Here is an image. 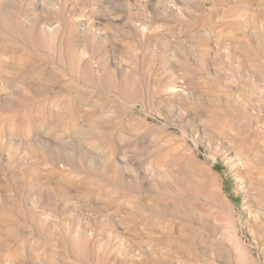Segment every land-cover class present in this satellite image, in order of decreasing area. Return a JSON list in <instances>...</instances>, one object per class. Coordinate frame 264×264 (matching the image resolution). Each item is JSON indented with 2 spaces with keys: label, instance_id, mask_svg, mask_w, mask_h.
I'll return each instance as SVG.
<instances>
[{
  "label": "rangeland",
  "instance_id": "rangeland-1",
  "mask_svg": "<svg viewBox=\"0 0 264 264\" xmlns=\"http://www.w3.org/2000/svg\"><path fill=\"white\" fill-rule=\"evenodd\" d=\"M31 13L136 85L88 86L58 48L0 52V264L24 243L39 264H264V0H34ZM30 54L52 59L56 88L28 86ZM2 144L29 188L4 176Z\"/></svg>",
  "mask_w": 264,
  "mask_h": 264
},
{
  "label": "bare ground",
  "instance_id": "bare-ground-1",
  "mask_svg": "<svg viewBox=\"0 0 264 264\" xmlns=\"http://www.w3.org/2000/svg\"><path fill=\"white\" fill-rule=\"evenodd\" d=\"M7 1L0 0V52L18 53L22 50L26 51V48L33 52H37L42 48H47L50 50L58 48L61 55L60 58L68 62L69 72L73 75H76L77 78H79L88 86H94L99 90H123L126 87H132L136 85V80L133 75L126 76L122 79V81L118 82L114 76V73L102 61H95L97 63L96 65L94 60H97L98 52L96 51L95 47L92 46V49L89 51V55L83 57L77 53V49H75L77 46H74L75 44L71 42V38H69L68 41L64 43V46L57 45L55 35L42 32L39 28L40 18L34 13H31L34 0H22L19 4H10ZM1 65L3 68L6 67V64L1 63L0 61V66ZM19 71L22 75L25 74L26 76L32 77L33 81L31 80V83L28 84L30 88L32 86L37 87V83L39 81H43L44 84L50 85V87H42L41 90H51V88H56L58 85V83L53 85V83L49 81L54 77H57V79L59 78V75L56 73L54 63L49 57L43 58L30 54V57L24 61ZM36 76L43 77L37 78ZM78 91L79 90L76 89V86L71 83V93H78ZM76 99L77 98H75V95L71 94V101L73 100V105H75L72 109L73 111L71 120H73V122H75L77 125L83 115H81L82 110L79 106L81 100L77 99L76 101ZM86 116L88 119L92 118L91 113L87 114ZM102 137L104 138L102 140V150L104 149L107 152H114L117 150V146L115 145L117 141L113 138L111 133L103 134ZM4 148H10L8 149L10 150L8 159L9 166L8 169L3 171L4 176L13 177V180L10 183L12 184V187L18 192H20V190H24L25 186L26 188H29V185L27 184L28 181L26 182V167L23 165V160H21V158L19 159V157L16 155V153L19 152L16 149H13V147L10 145L2 144L1 149ZM30 172H32L33 179L36 181V184H38V180H36L34 177L36 174L33 171ZM35 181L33 183L34 187L31 188L33 191L36 190ZM42 207L43 206H40L39 203H35L29 212V216L35 223L36 230H39V228L42 227L44 232L53 237L55 232H53L48 227V223L44 224L42 222L43 218L42 215H40V213H43L42 211L44 210ZM41 208L43 210H41ZM171 212L174 215L181 214H178L177 210H173ZM25 247V243L19 246L20 249L18 250L19 253H17L15 262L18 264H39V261L35 257L32 258L28 256L27 258H24L27 256L24 253Z\"/></svg>",
  "mask_w": 264,
  "mask_h": 264
}]
</instances>
